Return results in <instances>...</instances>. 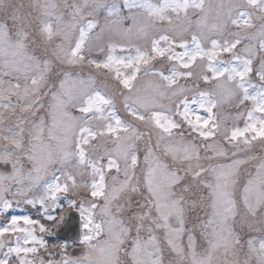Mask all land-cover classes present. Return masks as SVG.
Instances as JSON below:
<instances>
[{
	"label": "snow or ice",
	"instance_id": "6c2138e0",
	"mask_svg": "<svg viewBox=\"0 0 264 264\" xmlns=\"http://www.w3.org/2000/svg\"><path fill=\"white\" fill-rule=\"evenodd\" d=\"M0 264H264V0H0Z\"/></svg>",
	"mask_w": 264,
	"mask_h": 264
},
{
	"label": "water",
	"instance_id": "95a60500",
	"mask_svg": "<svg viewBox=\"0 0 264 264\" xmlns=\"http://www.w3.org/2000/svg\"><path fill=\"white\" fill-rule=\"evenodd\" d=\"M81 221L79 217V213L75 210L69 212L68 217L65 223L57 229L56 235L57 237L68 240V241H76L81 237ZM81 253L80 247H75L72 249L71 254L73 256H78Z\"/></svg>",
	"mask_w": 264,
	"mask_h": 264
},
{
	"label": "rangeland",
	"instance_id": "374dc122",
	"mask_svg": "<svg viewBox=\"0 0 264 264\" xmlns=\"http://www.w3.org/2000/svg\"><path fill=\"white\" fill-rule=\"evenodd\" d=\"M61 200H62V202H63V206H67V201L66 200H64V198H61ZM15 211L16 212H23L24 214H27V215H30V216H32L34 219H40L41 220V222L43 223V222H45L44 220H43V218L37 213V211H36V209H34V208H31V206H24V207H22L21 209H15ZM61 211V209H56L55 210V212L53 213V214H57V213H59ZM70 212V211H69ZM68 212V213H69ZM67 216H68V214H67ZM67 216H65V220H64V222L66 221V219H67ZM64 222L63 223H61V225L59 226V227H61L63 224H64ZM59 227H57V228H55V229H53L52 231H54V233L56 234V231H57V229L59 228ZM51 231V232H52ZM51 234V233H50ZM56 236V235H55ZM45 238V237H44ZM47 243H49L51 246H61V245H64V243H61V242H59V241H57V240H53V238L51 237V238H47L46 240H45ZM79 242H80V240H79ZM66 245V244H65ZM68 246V251H69V253L72 251V249L74 248V244H68L67 245ZM76 246H80V243H77V245ZM82 247V246H81ZM83 247H82V250H81V253H80V255L79 256H81L82 254H83ZM71 254V253H70ZM79 256H76V257H79Z\"/></svg>",
	"mask_w": 264,
	"mask_h": 264
},
{
	"label": "trees",
	"instance_id": "16d2710c",
	"mask_svg": "<svg viewBox=\"0 0 264 264\" xmlns=\"http://www.w3.org/2000/svg\"><path fill=\"white\" fill-rule=\"evenodd\" d=\"M56 234L54 233V231H52L51 232V234H46L44 237V239L46 240L47 238H53V240H57V241H59V242H61V243H64V245L66 244V245H68L69 243L67 242V241H64V240H62V239H60V238H58L57 236H55ZM49 244V243H48ZM49 246H51L50 244H49Z\"/></svg>",
	"mask_w": 264,
	"mask_h": 264
},
{
	"label": "flooded vegetation",
	"instance_id": "af4514ba",
	"mask_svg": "<svg viewBox=\"0 0 264 264\" xmlns=\"http://www.w3.org/2000/svg\"><path fill=\"white\" fill-rule=\"evenodd\" d=\"M80 239H81V237H80ZM79 239V240H80ZM79 240L77 241V242H75V243H73V242H69V241H67L69 244H74V247L77 245V243H79ZM79 247H81V246H79ZM82 248V247H81Z\"/></svg>",
	"mask_w": 264,
	"mask_h": 264
}]
</instances>
